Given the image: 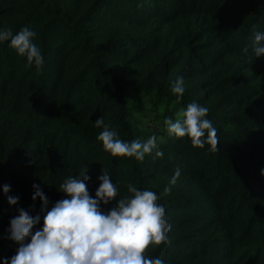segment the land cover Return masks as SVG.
Instances as JSON below:
<instances>
[{"label":"trees","instance_id":"1","mask_svg":"<svg viewBox=\"0 0 264 264\" xmlns=\"http://www.w3.org/2000/svg\"><path fill=\"white\" fill-rule=\"evenodd\" d=\"M25 26L36 33L39 68L0 41V264L19 247L10 221L20 209L41 216L33 232L43 227L33 185L50 210L68 198L59 186L81 170L95 198L103 169L119 195L101 202L102 211L131 195L129 183L160 197L169 241L147 256L264 264V55L252 50L253 31L264 32V0H0V31ZM179 77L183 95L171 91ZM146 102L160 111L163 157L154 150L141 162L105 151L97 119L123 141H146L152 133L136 117ZM192 102L209 110L216 151L166 130L165 119Z\"/></svg>","mask_w":264,"mask_h":264},{"label":"clouds","instance_id":"2","mask_svg":"<svg viewBox=\"0 0 264 264\" xmlns=\"http://www.w3.org/2000/svg\"><path fill=\"white\" fill-rule=\"evenodd\" d=\"M36 33L27 26L13 34L11 30L0 31V41H10L9 46L18 55L27 58L29 65L39 68L43 56L33 42ZM252 50L256 57L264 55V32L253 31ZM243 53L248 54L245 47ZM251 59V56L248 57ZM183 77H179L171 87L177 95H183ZM208 108L196 102L187 105L176 114V119L164 121L170 136L182 138L188 136L193 146L203 148L211 145V150L218 149L217 130L207 119ZM103 131L97 136L105 151L114 157H135L143 161L154 150L156 157H163L158 150L157 137L152 135L146 141L126 142L117 137L115 131L109 130L103 117L95 122ZM87 170H81L79 176L67 177L59 186L68 198L55 202L48 208L49 200L39 185L32 199L39 197L42 201L43 227L33 232L40 224L41 216H31L24 209L10 221V238L19 243L10 264H164L160 258L146 255L150 246L168 243L170 224L166 218V209L158 203L160 197L148 189L140 190L128 184L130 196L119 198L117 204L109 211L101 210L100 204L107 205L118 197V189L109 174L103 169L101 181L93 198L85 181L90 180ZM264 174V170H262ZM180 176L179 168L170 181L175 184ZM10 186L4 185L3 191L9 192ZM165 188V192H170ZM10 204H16L18 197H8ZM30 237V242L26 238ZM4 264H9L6 259Z\"/></svg>","mask_w":264,"mask_h":264},{"label":"rangeland","instance_id":"3","mask_svg":"<svg viewBox=\"0 0 264 264\" xmlns=\"http://www.w3.org/2000/svg\"><path fill=\"white\" fill-rule=\"evenodd\" d=\"M137 125L142 130H146L152 135L162 132L163 121L161 119L160 111H154L153 105L146 102L140 111L136 112Z\"/></svg>","mask_w":264,"mask_h":264}]
</instances>
